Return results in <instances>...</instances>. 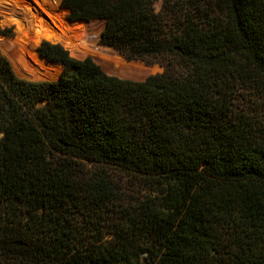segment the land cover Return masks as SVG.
I'll use <instances>...</instances> for the list:
<instances>
[{
	"label": "trees",
	"instance_id": "obj_1",
	"mask_svg": "<svg viewBox=\"0 0 264 264\" xmlns=\"http://www.w3.org/2000/svg\"><path fill=\"white\" fill-rule=\"evenodd\" d=\"M157 2L0 0V264H264V0Z\"/></svg>",
	"mask_w": 264,
	"mask_h": 264
},
{
	"label": "rangeland",
	"instance_id": "obj_2",
	"mask_svg": "<svg viewBox=\"0 0 264 264\" xmlns=\"http://www.w3.org/2000/svg\"><path fill=\"white\" fill-rule=\"evenodd\" d=\"M53 1H58L59 2L58 3V8L62 9V10L64 9V8L60 7V1L61 0H53ZM160 4H161V0H158L157 9L160 7ZM15 8L16 9H14V10L5 9L4 10L5 14H0V20L3 21L6 24H12V25H14L16 27V25L14 23L15 20H20L22 18H21V16L19 14H17L15 12V10L28 9V8L25 7V6H16ZM63 14H64V16H68V12H65V10H64ZM0 28L7 29V30H9V33H10L9 36H5V35H0V36L11 37V38L15 37V32H14V27L13 26H2V25H0ZM15 31L17 32V29H15ZM69 33L72 35L71 32H69ZM42 40L43 41L47 40V41H51V42H54V43H61V44L64 45V47H66V48H68V49H70V50H72V51H74L76 53H89L93 57L102 58V59L108 61L110 63V65L113 64L118 69H120L121 73L119 75L115 74L113 72L111 73V72H109V70H111V69H109L110 68L109 65H105V68H104L99 63L102 66V68L108 74L115 75V76H118L120 78L131 79V80H142L145 77H147L148 75L155 74V73H160L164 69L158 63H154V64H150L149 65V64H146V63H144L142 61H139V60H126L124 57L120 56L115 51H113L114 52L113 55L122 58L125 62L122 61L121 59H117V58L113 59V58H106V57H103V56H99V55H97V53L95 51H89L88 50L87 44L85 42V39H84V41H80V40L77 39L78 45L75 46V47H71L69 45H66L64 43V41L60 40V39H56V38H51L50 39V37L36 36V35H32L30 37L22 36V37H20L18 39V42H19L20 45H22L24 47H26L29 43H35L36 44L35 48H36V47H38L40 41H42ZM97 44L100 45L98 42H97ZM100 46H102V45H100ZM73 56H75V55H73ZM75 57L81 58L80 56H75ZM46 64L49 65V67H51V69H52L51 71H47V74H48L47 78H49V80L56 79V77L58 76V74L61 71V67L59 68L57 63L46 62ZM31 71H32V74H31L32 78L22 77L16 71L15 72H16V74L18 76H20L22 78H25V79H28V80H45V78H42L39 75V73L37 72L36 68H31ZM242 102H243V99L240 100V98H238L237 104H238L239 107H240V105L243 104ZM111 172L113 173L114 178L119 182V184L121 186V190H122L121 197H123L127 203H132L137 197L141 196V193L145 192V188L141 187L140 180L134 179V177H132L131 175H129V174L123 172V171H120V170H111Z\"/></svg>",
	"mask_w": 264,
	"mask_h": 264
},
{
	"label": "water",
	"instance_id": "obj_3",
	"mask_svg": "<svg viewBox=\"0 0 264 264\" xmlns=\"http://www.w3.org/2000/svg\"><path fill=\"white\" fill-rule=\"evenodd\" d=\"M12 17H13V16H12ZM66 18H67L69 21H71V22L84 21V20H76V21H73V20L69 19L68 16H66ZM84 22H85V21H84ZM42 42H43V41H40L39 45H40ZM39 45H38V46H39ZM36 51H37V47H36ZM119 55H120V54H119ZM120 56H121V55H120ZM122 57H123V56H122ZM44 60H45V62H49V61H47L46 59H44ZM57 77H58V76H57ZM57 77H56V78H57Z\"/></svg>",
	"mask_w": 264,
	"mask_h": 264
}]
</instances>
